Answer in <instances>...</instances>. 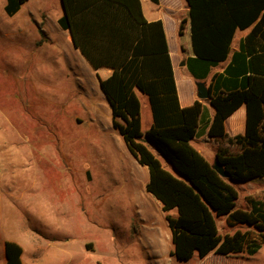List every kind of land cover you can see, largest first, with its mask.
I'll use <instances>...</instances> for the list:
<instances>
[{
  "label": "rangeland",
  "instance_id": "1",
  "mask_svg": "<svg viewBox=\"0 0 264 264\" xmlns=\"http://www.w3.org/2000/svg\"><path fill=\"white\" fill-rule=\"evenodd\" d=\"M5 1L0 0V264H6L5 242L31 233L55 243L48 257L70 252L71 264H264V246L243 258L211 254L179 262L171 255L168 224L145 191L148 169L127 150L97 76L59 26V1L30 0L15 16L6 14ZM44 11L42 24L36 15ZM219 228L222 234L235 232L223 219Z\"/></svg>",
  "mask_w": 264,
  "mask_h": 264
},
{
  "label": "trees",
  "instance_id": "2",
  "mask_svg": "<svg viewBox=\"0 0 264 264\" xmlns=\"http://www.w3.org/2000/svg\"><path fill=\"white\" fill-rule=\"evenodd\" d=\"M28 0H7L5 12L16 14ZM158 4L159 0H151ZM65 15L60 27L94 70L110 69L99 77L100 87L112 112L114 129L127 150L149 172L146 191L162 205L171 232L174 256L179 262L194 257L203 261L211 254L224 258L252 257L264 246V193L246 196L247 208L238 207V184L264 177V69L257 64L263 55L253 48L248 55L252 73L241 87L225 95L210 86L214 117L211 138L240 145L233 153L219 149L215 160L229 175L222 178L193 146L204 105L197 101L182 108L162 21L148 22L141 0H63ZM190 9L195 58L188 62L194 76L225 61L237 30L255 25L247 42L261 33L264 0H186ZM184 23L178 25L182 35ZM255 54V55H254ZM246 59L234 56L235 62ZM228 73L231 68L227 69ZM243 71V70H242ZM149 99L153 124L142 131L141 100ZM247 107L246 134L230 137L225 122L240 106ZM149 145L172 167L166 170ZM176 211V216L170 215ZM234 229L222 234L219 220ZM6 264H23L22 247L5 242Z\"/></svg>",
  "mask_w": 264,
  "mask_h": 264
},
{
  "label": "crops",
  "instance_id": "3",
  "mask_svg": "<svg viewBox=\"0 0 264 264\" xmlns=\"http://www.w3.org/2000/svg\"><path fill=\"white\" fill-rule=\"evenodd\" d=\"M58 1L62 7L61 0ZM29 2L30 0L24 3L21 6L20 10L13 16L21 12L22 8ZM141 2L146 20L148 22L162 21L164 25V30L168 42L170 59L172 62L174 79L177 87L178 100L180 106L182 108H187L194 105L197 101L201 102L204 105V111L199 121L197 134L192 140V146L212 164L215 161L218 150L221 148L228 149L233 153H240L242 151V147L240 145H234V144H229L227 142L218 141L209 136L208 131L211 122L213 120L215 111L210 103L211 98L208 100H201L198 98L196 82H205L207 84L209 91H210V86L213 85V87L217 89L216 94H222V95H225L227 91H230L232 89V87L228 84H237L238 87L240 88L241 83L243 82V79L245 77L243 76L245 75L244 70L246 69V73L248 75L252 73L251 60L253 56L248 55V52L251 51L253 48L256 49L258 54L263 55L262 59L259 61L257 66L260 70L264 69V38L261 36V33H259L253 41L251 40L248 43L247 37L252 33L255 25L246 30H237L231 44V51L228 58L225 61L210 66L206 75L205 72L199 70L198 71L199 76L201 77L205 76V77L198 78L194 76L188 65V62L194 59L196 56L194 53L193 42H192V24L190 18V9L188 7V4L186 3V0H159L158 4L153 3L151 0H141ZM6 3L7 0L5 1L4 9ZM45 14L46 11L39 12V14L36 15L37 17H40V19L43 20L42 24H45V21L48 17V15ZM181 22L184 23V30H183V34L179 35L178 25ZM261 31L264 32V25H261ZM65 32L72 43L70 34L67 31ZM73 47L75 48L74 45ZM75 50L79 52V54L81 55L80 51L77 48H75ZM236 54H242L243 56H246L245 61L243 59L240 62H235L234 56ZM80 58L82 64H85L84 57L81 55ZM85 62L89 64L86 60ZM85 66L88 70L91 68L93 73H95V75L97 76V81L99 83V86H100L99 77L107 78L111 74L110 69L94 70L90 66V64H89L90 66L89 68L86 64ZM229 67L231 68L232 73H228L227 69ZM144 96L146 97L144 101L140 99L142 105L141 121H143L145 116L147 120V128L145 132H147L153 124V114L149 104V99L146 95ZM107 104L109 105L108 101ZM246 125H247V107L244 104L240 106L231 116H229L226 119L225 122L226 133L230 137H235L238 135L244 136L246 134ZM164 168L166 170L171 171L170 169H168V167H164ZM148 182H149V177L148 180L145 179V185H144L145 191ZM237 187L238 190L240 189L239 191L240 198L238 201L239 202L238 207L246 209L247 206L244 201L246 196L258 197L263 195L264 177L253 179L244 184H238ZM156 202L152 201L154 206L160 211V213H162L163 218L166 220L167 214L163 212L161 203L157 200ZM145 214L146 213L143 212L144 216ZM170 215L176 216V211H172ZM16 243H18L22 247L23 264H53L54 262H59L60 264H71V262L75 260V257H71L70 252L66 253V251H65L66 256H64V258H61V256L59 255L61 251H59L57 254L53 253L52 256L48 257L45 254V252L51 249L52 246L55 245V243L49 246L48 243H46V241L42 240L40 236L34 235V233H31L29 235L23 234L17 236ZM68 245L66 244L64 246L67 247Z\"/></svg>",
  "mask_w": 264,
  "mask_h": 264
},
{
  "label": "water",
  "instance_id": "4",
  "mask_svg": "<svg viewBox=\"0 0 264 264\" xmlns=\"http://www.w3.org/2000/svg\"><path fill=\"white\" fill-rule=\"evenodd\" d=\"M62 3V7L64 10V15H65V7H64V2L63 0H61ZM196 87H197V96L199 99L201 100H208L210 99L211 95H210V91L207 87V84L205 82H196ZM213 168L218 172V174L225 179L229 178V175L227 174V172L224 170V168L222 167V165H220L219 162H217L216 160L213 163Z\"/></svg>",
  "mask_w": 264,
  "mask_h": 264
}]
</instances>
